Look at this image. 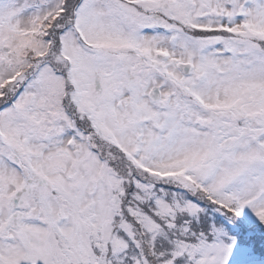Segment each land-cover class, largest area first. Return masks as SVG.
I'll use <instances>...</instances> for the list:
<instances>
[{
	"label": "snow or ice",
	"instance_id": "1",
	"mask_svg": "<svg viewBox=\"0 0 264 264\" xmlns=\"http://www.w3.org/2000/svg\"><path fill=\"white\" fill-rule=\"evenodd\" d=\"M0 264H264V0H0Z\"/></svg>",
	"mask_w": 264,
	"mask_h": 264
}]
</instances>
